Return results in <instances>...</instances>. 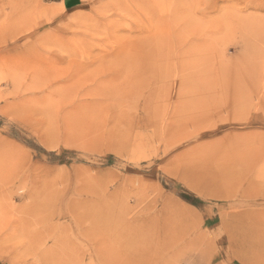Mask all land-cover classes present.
<instances>
[{
  "label": "rangeland",
  "instance_id": "1",
  "mask_svg": "<svg viewBox=\"0 0 264 264\" xmlns=\"http://www.w3.org/2000/svg\"><path fill=\"white\" fill-rule=\"evenodd\" d=\"M0 264H264V0H0Z\"/></svg>",
  "mask_w": 264,
  "mask_h": 264
},
{
  "label": "crops",
  "instance_id": "2",
  "mask_svg": "<svg viewBox=\"0 0 264 264\" xmlns=\"http://www.w3.org/2000/svg\"><path fill=\"white\" fill-rule=\"evenodd\" d=\"M59 1H63V2H64V4H65L66 2H69V3H71V2H74L75 0H59Z\"/></svg>",
  "mask_w": 264,
  "mask_h": 264
},
{
  "label": "bare ground",
  "instance_id": "3",
  "mask_svg": "<svg viewBox=\"0 0 264 264\" xmlns=\"http://www.w3.org/2000/svg\"><path fill=\"white\" fill-rule=\"evenodd\" d=\"M72 98V97H71ZM252 241V240H251Z\"/></svg>",
  "mask_w": 264,
  "mask_h": 264
}]
</instances>
